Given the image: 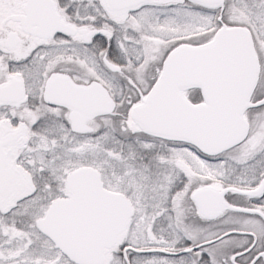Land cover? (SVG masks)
Returning a JSON list of instances; mask_svg holds the SVG:
<instances>
[{
    "label": "snow or ice",
    "instance_id": "6c2138e0",
    "mask_svg": "<svg viewBox=\"0 0 264 264\" xmlns=\"http://www.w3.org/2000/svg\"><path fill=\"white\" fill-rule=\"evenodd\" d=\"M0 264H264V0H0Z\"/></svg>",
    "mask_w": 264,
    "mask_h": 264
}]
</instances>
